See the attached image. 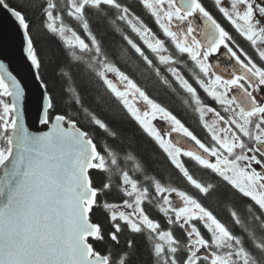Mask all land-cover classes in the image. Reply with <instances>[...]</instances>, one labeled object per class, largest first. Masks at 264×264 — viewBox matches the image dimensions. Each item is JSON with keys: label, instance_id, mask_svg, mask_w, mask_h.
<instances>
[{"label": "snow or ice", "instance_id": "1", "mask_svg": "<svg viewBox=\"0 0 264 264\" xmlns=\"http://www.w3.org/2000/svg\"><path fill=\"white\" fill-rule=\"evenodd\" d=\"M138 3L170 39L175 54L140 20L132 5L122 0H62L59 6L56 0H19L16 5L0 0V9L21 31L24 52L44 90L37 123L46 129L31 131L26 126L25 88L0 63V264H132L134 240H126L127 258L118 261L111 252L102 254L89 242L92 238L115 248L125 230L148 234L152 264H264V0H212L211 7L205 0ZM29 9L41 10L49 32L61 38L71 34V39H64L69 66L63 74L80 69L86 91L91 88L101 96L114 97L167 154L195 194L157 179L140 181L127 166L137 157L123 146L120 134L109 123L85 106L83 95L73 101L75 113L58 110L40 74L42 64L33 47ZM65 14L83 30L87 41L64 23ZM117 21L131 28L190 95L207 140L151 99L117 66L104 42L106 32L94 30V22L97 27L115 28L125 50H134L161 83H169L141 44L121 32ZM183 56L191 61L199 88L218 107L204 104L197 89L174 66ZM225 59L230 65L226 74L221 68ZM141 101L147 108L143 112L137 106ZM81 111L86 126L74 118ZM158 114L172 133L187 139L182 143L179 138H166L168 134L152 124ZM97 129L104 133L102 145L96 141ZM183 158L258 206V211L249 206L247 221L236 211L231 213L241 229L239 235L202 203V198L207 200L217 191V184L194 179ZM133 167L137 173L144 172L139 163ZM93 170L101 177L99 187L93 181ZM114 189L124 198L119 204H104L111 211L112 224L105 235L90 214L100 197ZM146 203L158 208L167 229L147 214ZM173 228L186 241L174 235Z\"/></svg>", "mask_w": 264, "mask_h": 264}, {"label": "trees", "instance_id": "2", "mask_svg": "<svg viewBox=\"0 0 264 264\" xmlns=\"http://www.w3.org/2000/svg\"><path fill=\"white\" fill-rule=\"evenodd\" d=\"M35 2L39 3L40 0H35ZM10 3L16 5L19 3V0H10ZM57 4L58 6L61 5L62 1H58ZM27 16L30 23L33 47L38 60L42 64L40 74L48 84L49 91L56 101L58 110L62 113H75L77 109L74 107L73 101L76 96L83 95L85 106L93 109L103 120L109 123L112 129L120 134L123 146L130 147L132 153L137 157V161L129 163L127 166L134 171V174L137 175L140 181H146V177L157 179L166 185L186 189L195 194L196 190L186 181V178H183L179 174L158 144L140 129L114 97L101 96L99 92L91 88L86 91L84 77L80 69L72 68L67 75L63 74V72L68 71L69 66L66 56L68 49L64 43V39L66 38H61L44 27L41 10L29 9ZM64 23L72 27L74 31L87 41L83 30L72 18L67 17L66 14L64 15ZM93 27L94 30L106 32L103 38L111 58L122 71L133 77V80L145 90L151 99L163 107L174 111L180 117H184L188 121L193 120L185 113L181 90L177 88L175 81L170 76L165 77L169 81L168 84L161 83L160 78L155 75L153 70L147 68L142 58L134 50L130 48L125 50L127 46L121 40L120 33L115 31V28L109 26L97 27L95 22L93 23ZM117 27H119L121 32L132 37L131 29L126 23L117 21ZM74 118H78L81 121V126H86L82 111L78 117ZM94 134L98 144L102 145L105 143L102 130L97 129ZM121 163H125L123 156H121ZM134 163H139L144 172H135ZM186 168L198 182L212 181L217 184V191L207 200L202 198V203L221 222L225 223L235 234L239 235L241 229L232 221L231 213L236 211L242 219L247 221L250 215L249 206L252 205L257 211L258 206H255L254 202L250 201V199L242 198L238 192L232 190L230 186L220 181L218 177H212L208 171L195 165L194 162L187 160ZM92 178L96 186L99 187L101 177L96 174L95 170H93ZM115 179L116 177H113V180ZM123 198L114 189L106 196L102 195L100 197L98 206L90 214V219L101 227L103 234L106 235L112 230L111 211L106 209L104 204L106 202L119 204ZM145 210L152 219L160 222L162 228H168L165 218L155 205H148L146 203ZM173 232L178 238L186 241V238L182 236V232L178 228H173ZM127 239L134 240L136 245L131 255L132 264H152V257L149 255L151 242L148 240L146 232L142 234H129L125 230V233L121 236L120 246L115 248L110 247L102 241L90 240V243L102 254L111 252L113 259L118 261L122 257L127 258L124 251L128 247L126 244Z\"/></svg>", "mask_w": 264, "mask_h": 264}, {"label": "flooded vegetation", "instance_id": "3", "mask_svg": "<svg viewBox=\"0 0 264 264\" xmlns=\"http://www.w3.org/2000/svg\"><path fill=\"white\" fill-rule=\"evenodd\" d=\"M122 2L132 5V9L135 12V14L137 16H139L140 20L147 25L155 34L156 36L161 39L162 41L165 42L166 47H168L169 52L175 54V48L174 46L171 44V41L169 38L165 37L162 30L159 29V27L155 24L154 19L151 17L150 12H148L146 9L143 8L142 5H139L138 0H122ZM211 2L212 0H205V3L211 7ZM222 23H225V26L228 27L231 30L230 25H227V22L222 21ZM131 29V28H130ZM132 32V30H131ZM134 34V37H133ZM235 35V33H233ZM132 39H134L138 44H141L139 38L136 36L135 33L132 32ZM238 39L241 40L242 43H244V46L247 47L246 42H244L242 40V38L237 37ZM142 48H144L145 52L150 56V58H152L154 60V63H156L157 67L160 68L161 74L162 76L166 77V76H170L174 81V77L171 76L170 73L167 72V68L163 65H160L158 60L156 59V57L146 48V46L142 45ZM176 66L181 73L185 76L186 79L189 80V82L193 85V87H195L198 91V94L200 95L202 101L204 102V104L206 105H210L213 107H218L215 102L209 98L202 89L199 88V85L196 83L193 75H192V71L191 68L193 67L192 63L190 60L187 59L186 56L183 57H179V62L174 65ZM221 68L222 70H225V74L230 71V65L229 62L225 59L224 61H222L221 63ZM155 73V72H154ZM127 75H129L128 73H126ZM130 78L133 79L132 76L129 75ZM176 86L179 90H181V94L183 95V107H184V111L186 114H188L190 116L191 120H186L184 119V117H180V115H177L174 111L166 108L168 111H170L173 115H175L186 127H188L191 131L194 132V134H196L199 138H201L202 140H207V133L206 130L203 129L199 118H198V114L194 111L195 109V105L191 100V97L189 94L186 93V91L184 89H182L179 84L175 81ZM147 94V93H146ZM148 95V94H147ZM137 106L141 109V112H143L144 110H147L146 106L144 105V103L138 102ZM187 118V117H185ZM188 119V118H187ZM134 121V120H133ZM137 125L138 123L136 121H134ZM152 124L154 127H156L162 134L167 133L168 135L166 136V138H169L173 141H175L177 138H179L181 140V142L183 143L184 140H186L187 138H184L182 136H180V134L178 133H172L171 132V128L170 125L168 124V122L164 121L163 119L160 118V115H157V118L152 121ZM139 126V125H138ZM140 127V126H139ZM140 129H142L140 127ZM148 136V135H147ZM149 137V136H148ZM150 138V137H149ZM186 146V145H185ZM184 160H188L187 158H183ZM257 170H259V166H256Z\"/></svg>", "mask_w": 264, "mask_h": 264}, {"label": "water", "instance_id": "4", "mask_svg": "<svg viewBox=\"0 0 264 264\" xmlns=\"http://www.w3.org/2000/svg\"><path fill=\"white\" fill-rule=\"evenodd\" d=\"M0 63L16 76L25 88L26 126L31 131L46 130L37 123L38 117L42 114L44 90L35 79L34 70L24 52V42L17 23L3 9H0Z\"/></svg>", "mask_w": 264, "mask_h": 264}, {"label": "rangeland", "instance_id": "5", "mask_svg": "<svg viewBox=\"0 0 264 264\" xmlns=\"http://www.w3.org/2000/svg\"><path fill=\"white\" fill-rule=\"evenodd\" d=\"M70 34V33H69ZM69 36V35H68ZM70 37V36H69ZM173 199L175 200L176 198L173 196ZM177 203H178V201H177Z\"/></svg>", "mask_w": 264, "mask_h": 264}]
</instances>
